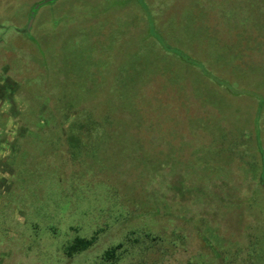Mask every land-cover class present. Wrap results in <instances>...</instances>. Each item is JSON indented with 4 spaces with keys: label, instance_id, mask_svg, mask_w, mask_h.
Returning <instances> with one entry per match:
<instances>
[{
    "label": "rangeland",
    "instance_id": "1",
    "mask_svg": "<svg viewBox=\"0 0 264 264\" xmlns=\"http://www.w3.org/2000/svg\"><path fill=\"white\" fill-rule=\"evenodd\" d=\"M41 1L0 0V264H264V0Z\"/></svg>",
    "mask_w": 264,
    "mask_h": 264
},
{
    "label": "crops",
    "instance_id": "2",
    "mask_svg": "<svg viewBox=\"0 0 264 264\" xmlns=\"http://www.w3.org/2000/svg\"><path fill=\"white\" fill-rule=\"evenodd\" d=\"M182 1L183 0H146V3L149 6L146 5L148 7L147 8L148 11L146 10L144 12V15L146 17V15H148V12H151L149 14V17L150 18L153 17V22H154V20H156L155 25L158 26V24H159V29H161V31L168 30V29H165V28H166V25H169V22H170L171 18H173L171 20L173 22L172 25H174V24L175 25H179L180 28H185L186 29V24H191V25L193 24L194 25V21H195L194 20V16H195V14H194V12L192 10L183 9V7H182V5H183ZM224 2H225V0H221V4H220L221 7L218 6V5L217 6L212 5L211 8H209V5L208 4H205L206 5V8H209V10H207L205 12H210V14H212V13H215L214 10H216V9L218 10V13H215L214 15H216L219 19L218 18L216 19V18H212L211 17L210 20H208V22L210 21L209 23H212L213 24L214 21H217V22L223 21V20H221L222 18L219 15H221V16L224 15L223 14V8L227 5V4L225 5ZM144 7H145V5H144ZM156 7H159V9L157 10ZM152 9H154V13L157 14L158 19H156V17L152 14L153 13V10ZM160 9L161 10L164 9V13H166V11H167L166 9H168V15L166 14V16H164L165 17L164 19H163V16L161 15V13L159 11ZM173 13H175L177 15V17L176 16L175 17L171 16V15H173ZM188 15H190L192 19H190ZM204 15H206V14H204ZM153 22H150L151 25L153 24ZM183 25H184V27H183ZM176 30L177 29H175V32H174L173 30L170 29L169 30L170 32H168L166 35H164V32H163V34L159 37V41L158 42H159V44L161 43L160 46H162V48L164 49V51L166 52L167 55L173 56L172 53L169 52L170 50H167L168 49L167 47L170 44L167 43V42H164V41H171V42L176 41V37H175L176 36V32H177ZM186 33L187 34H185V36H184L185 39L183 38V40L184 41H187V43H189V41L191 40V37H192L191 35L194 34V30H192V31H187L186 30ZM197 41H199V39ZM163 43H164V45H163ZM191 43H192L193 47L196 46L195 41H191ZM169 47H172V45H170ZM198 47L200 48L199 44H198ZM193 49L195 50V48H193ZM190 57L193 58V60H192L193 61V64L198 65V60H200V59H199V56H195L194 53L193 54H187V56H185L183 58V62L186 61V58H190ZM235 66H238V64L236 65V63H235ZM203 73H200L199 76L201 77L202 82H204L206 84H209L210 87H212L213 85H215L212 82L213 80H211L212 79V76H214L215 77L214 79H217L218 81L225 80L228 84H229V82H232V78H233V77L229 76L228 74H226V76H222L223 73H221V74L219 73V76H218V73H216V72L214 73L212 71V69L210 67H208V66L205 67V70L203 71ZM210 74H213V75H210ZM239 75H240V73H239ZM233 79L235 81L234 82V87L236 88V92H234L235 95H233V97H234L233 100H236L237 97L240 98V95H241L240 89H243V87L246 86V84L243 83V80H241V77H237L236 76ZM216 88H217L216 86H213V89L216 90V91H218ZM211 91H212V89H211ZM221 93L224 94L222 96H227L228 95L227 94L228 92L226 93L225 91H221ZM253 105H254V103H253ZM249 178L250 177L247 176V180H249Z\"/></svg>",
    "mask_w": 264,
    "mask_h": 264
},
{
    "label": "trees",
    "instance_id": "3",
    "mask_svg": "<svg viewBox=\"0 0 264 264\" xmlns=\"http://www.w3.org/2000/svg\"><path fill=\"white\" fill-rule=\"evenodd\" d=\"M96 239H97L96 235L92 236L89 239L76 238L71 243V245H69L66 248V254L70 257L76 253L85 251L94 244ZM120 248H121V245H117L115 247H112V248L106 250L104 253V258L113 261L116 258V251L119 250Z\"/></svg>",
    "mask_w": 264,
    "mask_h": 264
},
{
    "label": "water",
    "instance_id": "4",
    "mask_svg": "<svg viewBox=\"0 0 264 264\" xmlns=\"http://www.w3.org/2000/svg\"><path fill=\"white\" fill-rule=\"evenodd\" d=\"M54 1H56V0H43V1L39 2V3H37V4L32 8V10H31V14H30V23L32 22V20H33L35 14H36V12H37L42 6H44V5H46V4H50V3L54 2Z\"/></svg>",
    "mask_w": 264,
    "mask_h": 264
}]
</instances>
